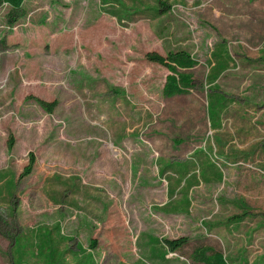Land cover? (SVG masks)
<instances>
[{"label": "rangeland", "instance_id": "rangeland-1", "mask_svg": "<svg viewBox=\"0 0 264 264\" xmlns=\"http://www.w3.org/2000/svg\"><path fill=\"white\" fill-rule=\"evenodd\" d=\"M22 9H0V264H264V0ZM182 50L194 87L166 98L145 55Z\"/></svg>", "mask_w": 264, "mask_h": 264}, {"label": "trees", "instance_id": "trees-1", "mask_svg": "<svg viewBox=\"0 0 264 264\" xmlns=\"http://www.w3.org/2000/svg\"><path fill=\"white\" fill-rule=\"evenodd\" d=\"M26 0H0V9L6 7L7 23L9 26L15 24L22 16L23 4ZM162 8L166 5L161 3ZM168 8V7H167ZM146 60L164 66L169 74L166 76L165 83L162 88V94L166 98L182 96L189 93L194 87L193 79L190 74H185L180 71L192 69L197 65V61L186 51L170 52L166 56H161L157 53H147ZM35 102L40 108L47 113H52L57 106V101L48 103L39 99ZM8 151L13 148V140L9 139L7 142ZM35 160L33 154L28 155V163L24 166L19 175V179L29 176L33 171ZM237 216L232 217L230 220H235ZM187 242L186 238H178L174 240H164V246L169 253H176ZM191 260L198 264H229L224 258L223 254L217 252L212 247H199L193 250Z\"/></svg>", "mask_w": 264, "mask_h": 264}]
</instances>
